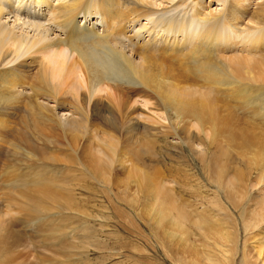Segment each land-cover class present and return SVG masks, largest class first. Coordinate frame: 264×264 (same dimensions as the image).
I'll return each mask as SVG.
<instances>
[{
	"label": "bare ground",
	"instance_id": "obj_1",
	"mask_svg": "<svg viewBox=\"0 0 264 264\" xmlns=\"http://www.w3.org/2000/svg\"><path fill=\"white\" fill-rule=\"evenodd\" d=\"M18 132L27 133L31 143V137L44 143V150H24L10 143V135ZM161 145L201 159L209 156V172L214 175L210 180L219 194L258 192L262 196L259 201L264 202V0H211L207 4L204 0H0V158L1 151L8 147L17 154L23 150L26 162L75 171L80 179L103 184L108 189L105 198L111 195L110 188L116 182L123 192L132 185L131 198L138 201L143 196L145 202L150 201L154 220L165 223L167 219V227L176 228L182 240L183 228L191 221L198 230L204 229L209 238L203 237L212 243L222 245L223 240L224 245L236 246L231 232L216 228L224 222L194 217L187 208L192 216L189 220L186 209L181 208L184 205L179 206L170 196L171 180L165 178L170 188L163 182L154 183L153 175L163 162L157 163L159 167L153 172L146 161L156 164L152 159H156L157 150L162 151ZM134 150L147 152L145 156L155 154L151 159L139 157L142 164H138V156L132 160L128 153ZM229 156L236 158V166L242 162L249 169H258L259 181L254 180L257 184L248 182V171L240 172L241 167L232 172L236 166L227 164ZM230 169L233 175L229 177ZM41 174L37 172L15 184L16 196L31 210L60 208L65 183ZM243 227L248 232L264 231V213L252 216ZM7 228L13 229L10 223L0 220V238L7 234ZM214 247L215 252H223L218 246L216 250V245L213 251ZM194 249L196 257L191 255L187 264H202L203 258L210 264L213 256L204 257L209 252L206 248L200 261ZM259 249L252 264H264V250ZM227 253L223 254L229 257ZM221 258L222 254L214 260Z\"/></svg>",
	"mask_w": 264,
	"mask_h": 264
},
{
	"label": "rangeland",
	"instance_id": "obj_2",
	"mask_svg": "<svg viewBox=\"0 0 264 264\" xmlns=\"http://www.w3.org/2000/svg\"><path fill=\"white\" fill-rule=\"evenodd\" d=\"M210 1L211 0H204L205 4L209 3ZM214 6L216 7V3H215V5L212 6V9H214ZM217 9H219V8H217ZM16 128L21 129L20 126H17ZM20 133L21 132H18L19 135L18 134L16 135L15 133H13V135L11 134L10 135V139H11L10 143H15V144L19 145L21 148H23L24 150L30 149L32 151H35L34 150L35 148L40 149L41 147H42L41 149L44 150V148L46 146L44 143L36 141V139L31 137V140L34 141L33 143H35V144H33L30 142V140H29L30 137L27 133H25V134L24 133L20 134ZM22 144H23V146H22ZM25 145H27V146H25ZM161 146H162V151L157 150L158 153L156 155H154L155 154L154 152L150 153V154L148 153L149 154V155L147 154L148 157H147V155L146 156L144 155L147 152L143 153L142 151L138 152V151L134 150V151L128 152V153H130V155H132L131 156L132 160H134L135 157L138 156L137 160L135 159V161L138 164H142L140 162L139 157H145L147 159H151V157H153V155L156 156V157H154L156 159H152L154 161H157L156 164L155 163L149 164V161L148 160L146 161L147 165L153 166L152 167L153 169L151 168L152 171L156 170L155 168H158L159 165L161 164V162H163L160 165V169H157L156 170L157 172L153 175L154 183L158 184L160 182H163L164 185L167 184L166 186H168L170 188L171 183H169V181L171 180L173 187H171L172 191L170 193V196L173 198L175 197L174 199L176 200V202L179 206L184 205L181 208L183 210L186 209L184 211H185V214H187V217L189 215L187 212L193 211V213L190 212V214L194 217L206 218L208 221H211L213 223L214 222L216 223V221L218 223L224 222L223 225H220L222 227L217 226L216 228L217 229L221 228L220 230L231 232L230 234L232 236H234L233 240H234V244H236V246L230 245V244L228 245L227 243H225V245H224L223 240H222L223 246L220 244L221 240L215 241L217 243L220 242V243H218L220 245H217L216 243H212L213 242L212 240L210 241L209 239H207V237L209 238V235H204V232H205L204 229L202 228L203 230H201V228H200V230H198L199 227L196 225L193 226V223L191 221H190V223L188 221L186 222V224H188V225L185 224V228H187V230H185V228H183V231H182L183 233L181 234V235H183V240H182V238H180L178 236L180 233L178 232V230H176V228H171V227H169L170 225L167 227V225L169 224V221L167 219L166 220L164 219L165 223H163L164 221L157 223L154 220L155 217L153 215V212H151L150 201L145 202L146 199L143 196H141L140 198H137V200L139 199L138 201H136V199L134 200L133 199L134 197L131 198V196L133 194V189L131 187L132 185H129L130 188L128 187L129 189L127 192H123L121 189H119V187L117 188L118 184L116 182V184H113L116 187L114 186L113 188H110V189H112V192H109V194H111V195L107 196L108 198H105V196L107 195L108 189L106 187L103 188V186H101L103 184L95 182L94 180L89 179V178L84 179V180L80 179V177L77 176L75 171L69 172V170H67V172H66V170H61V169L53 168L50 166H44L41 162H39V163H36L35 161L31 162V163H29V161L26 162L28 159L23 158V157H25V153L23 150L19 152L20 154L19 153L17 154V153L12 152L13 150H11V147H8L9 149L6 148V150L3 149L1 151L3 155L1 154L2 158H0V159H2V160H0L1 161L0 179L2 178V180H0L2 182H0V183L1 184L3 183L2 185L0 184V220H4L5 223L6 222L10 223V226H12L13 229L7 228L5 231L7 234L5 232H3V234L4 235L6 234V235L3 236L2 238H0V243H1L0 244V253L3 255V256L1 255V259H3V261L5 260L4 262L1 260L2 264H176V263L178 264V260H179V264H187L189 258L192 256L194 257L193 250L195 251V249H194L195 247H196V249H197L196 251L198 253L194 252V254L197 256L199 255V258H197L198 261H200L199 259L203 258V256H200V255H203L206 253V251L207 252L209 251L207 253V255H204V257H206V256L209 257L208 256L209 254L211 257L213 256L212 258L209 257L212 260V261H210V264H215V263L221 264L220 262L223 258L227 262H229V263L231 262L230 264H235V263L236 264H252L253 263L252 261L255 260L257 254L259 253V252L257 253L258 248L260 247V249H259L260 251H261V249L264 250V231L258 230V232H257L256 229H251L252 231L249 229L250 232H248L247 228H244L243 226H244V224L247 223V221H249V218H251L252 216L260 215V214L264 213V202L262 203V201H259V199L262 198V196L258 192L256 194L252 193L250 195L246 194L245 192H243V193L238 192V193H235V196L233 194L232 195L229 194V196L219 194V192L215 190L216 187H214V184L210 180V179H214V175L212 176L210 174V172H211L210 171V164L208 165V161H209L208 157L209 156L206 157L205 159L202 158L204 160V161H202V159L197 155H191L190 153L185 152V151H181L179 149H173V148L165 147L163 145H161ZM21 152H23V153H21ZM133 154H135V155L133 156ZM142 154H143V156H141ZM151 154H152V156H151ZM6 156L7 157L9 156V157L7 158ZM185 156H186V158H184ZM167 157H169V158H167ZM207 158H208V160H206ZM196 159L197 160L201 159V161H197ZM229 159H230L229 163L227 162V164H232L231 166L234 165V167H235L237 164V162H235V161H237L236 158L235 157L233 158V156H229ZM3 160H5V162ZM205 160L207 161L206 165L208 166L209 169L207 168L206 165H204V162L206 163ZM2 161H3V163H2ZM13 161H14V163H12ZM230 161H232V162H230ZM15 162H16V164H15ZM199 162H203V163H199ZM11 163H12V165H11ZM157 163L159 165H157ZM164 163H165V166L163 167ZM234 163H236V164H234ZM241 163L242 162H240V165L236 166L235 168L232 167V168H234V169H232V172L233 171H234V173L237 172L238 171L237 167H241V168H239L240 172H243L245 174L248 171L246 173V177H247L248 182H250V183L253 182L252 184H257V183H255L254 180L259 178V176L257 175L258 173H260L259 170L258 169H251V168L249 169L245 164L243 166V163L242 164ZM35 164H36V166H35ZM10 165H11V167H9ZM154 165H156V166H154ZM38 167H40V168H38ZM204 168L207 169L208 171L205 170ZM36 169H37V172H39L40 174L42 173L41 175H43L45 178H52L54 181H59L61 183H65V187L62 189L65 192H63L61 190V194L63 192V194H62L63 198H61L62 202H60V208H58V207L52 208L51 210H49L50 212L49 211L48 212H43V211L40 212L39 210H36V211L31 210L30 206L26 205L27 202H25V200L20 199V198L18 199V197L16 196V194L14 192V187L16 186L15 184H17V185L21 184L24 181V179L29 180L31 177H33V175L35 173H37ZM241 169H244V170L241 171ZM52 170H53V172H52ZM158 170L163 171L164 173L163 172H161V173H163V175L165 177L160 172H159L160 175H158ZM10 171H11V173H10ZM117 171H118V176L121 179L122 176H120V171L119 170H117ZM12 172H13V174H12ZM51 172H52V174H51ZM153 172H155V171H153ZM228 172H230L229 177H230V174L233 175L231 172V169ZM8 173L12 174V175H10V174L9 175L11 176V178L13 180L10 181L11 178L8 175ZM205 173H206V175H205ZM7 175H8V177H7ZM22 176H23V179H22ZM70 176H71V178H70ZM206 176H207V178H206ZM225 176H226V174H225ZM75 177H77V178L73 179ZM78 178L81 180V185L78 184L80 182V180L78 182ZM165 178L167 180L169 179V181H166ZM205 178L208 180L207 181L208 183L206 182ZM8 179H9V181H8ZM224 179H225V181H227L228 176H226ZM75 180H77V182H75ZM165 181L168 183H165ZM257 181H259V179L256 180V182ZM163 183H160V184H163ZM209 183H210V185H209ZM98 184H100V185H98ZM4 186L6 187L5 188L6 190L3 189ZM9 187H10V189H9ZM65 188L67 190H65ZM104 189H105V195H103ZM3 191H4V194H2ZM5 192H7V194L9 192V194L7 195V194H5ZM66 192H68V194H66ZM69 192H71V194H69ZM94 192H95V194H94ZM101 192H102V194H101ZM173 192H174V194H173ZM210 192H211V195H210ZM213 192H214V195H216V192H217V195L215 196L217 201L213 195ZM10 194H11V196H10ZM175 194H177V196ZM258 194H259V196H258L259 198L257 197ZM64 195H66V197H64ZM236 195H238L239 197H236ZM112 196H113V198H112ZM117 196H118V198H117ZM252 196H253V198H252ZM121 197H124V198H121ZM212 197H214V198H212ZM220 197L222 200L220 199ZM242 197H244L245 199ZM115 198L117 200L118 199L119 200L117 201ZM129 199H131V200H129ZM229 199H231V200H229ZM252 199H255V200H252ZM211 200L212 201L214 200L215 204L213 203L214 201L211 203ZM240 200H242V201H240ZM131 201H133L132 204L133 203L135 204L136 202H138V203H136V205L133 204L134 206H132V204L130 205ZM229 201L230 202L232 201L231 202L232 205L228 206L227 203L230 204ZM257 201H258V203H257ZM12 202L15 204L13 205ZM178 202H181V203H178ZM16 203H18V204H16ZM221 203H223L224 206ZM260 203L262 204V206H260L261 205ZM144 204H147V206L145 205V207H144ZM180 204H182V205H180ZM210 204H213V205H210ZM248 204H250V205H248ZM131 206H132V208H131ZM136 206L138 209L136 208ZM134 207H135V209L133 210ZM146 207H147V209H146ZM187 208H189V211ZM216 208L217 209L222 208V209L217 210ZM223 208H224V211H223ZM206 209L207 210L210 209V211L209 210L207 211ZM225 209H227V210H225ZM237 209L239 210V212L237 211ZM260 209H262L263 212H259ZM256 211H258V214H256ZM252 212H253V215H252ZM34 213H37V214H34ZM194 213H196V214H194ZM206 213L208 216L206 215ZM7 214H9L10 216H8ZM146 214H147V216H146ZM83 215H84V218L85 217L88 218L90 216L92 218V220H90L91 219L90 217H89L90 219L89 218L88 219L81 218V217H83ZM87 215H88V217H87ZM191 215H189L190 216L189 220H191L190 219L192 217ZM149 216H152V219H150L151 217H149ZM203 216H205V217H203ZM209 216L211 217V220H209L210 219ZM97 217H99L100 220L97 219ZM147 217H149V218H147ZM218 220H220V221L222 220V221L219 222ZM84 221H87V222L84 223ZM227 221L229 224L227 223ZM155 224H157V225H155ZM235 224H236V226H235ZM86 225L88 227H85ZM187 226L189 228L192 226L193 229L191 227L192 230L191 229L189 230ZM163 227H164V229H163ZM166 228H169L167 230L171 231V233L169 232L171 235L167 232ZM194 229H196V232H198L199 235L195 232ZM164 230L167 234L164 233ZM172 230L175 232H173ZM243 230L247 231V232H243ZM16 231H18V232H16ZM187 233H189V234H187ZM246 233L248 235H244ZM250 233H252V234H250ZM261 233H263V234H261ZM184 234H187L186 236L188 237L189 241H187L188 240L187 237L184 238V236H185ZM239 234L242 236H240ZM254 234L257 236L253 237ZM164 235H166V236H164ZM260 235L262 237H260ZM168 236H169V238H170V236L175 237V239H177V241L174 242L173 237H172L173 238L172 240H171V238L169 240V238H167ZM203 236H207V237H203ZM201 237L206 238L207 239L206 242ZM4 240H6V241H4ZM184 240H186L187 242H185ZM183 241L186 244L185 243L183 244ZM207 241H209V242H207ZM171 242H173L174 244H172ZM176 243L178 244V246H175ZM180 243H182V245H185V246L188 245V246L186 247V249H181L182 247L185 248V246H182ZM205 243H209V245L208 244L205 245ZM243 243L245 244V246L247 248L244 247ZM3 244L5 245V247ZM211 244H212V246L216 245V250L219 247L218 249L221 248V250L223 252H219V250L215 252V247H214V251H213ZM8 245H10L9 248H8ZM179 245H181V246H179ZM203 246H206V247L203 248ZM209 246H211V247L208 248ZM175 247H177V248L179 247L180 250L177 248L175 249ZM222 247H224V248L227 247L226 248L227 250L226 249L225 250L230 253V254L227 253V254H229V257H227L228 255L227 256L224 255L226 251ZM228 247H230V248H228ZM236 247H237V249H236ZM250 247H251V249H250ZM205 248L206 249L208 248V249L206 250ZM210 249L215 254L211 253ZM2 250L3 251L7 250V251L3 252ZM230 250L231 251L233 250V251L231 252ZM243 250H245V251H243ZM251 250L253 252L252 254H251ZM254 250H255V254H254ZM1 251L3 253H6V255H4ZM176 251H178V252L176 253ZM242 252H244V253H242ZM7 254H9V255H7ZM221 254H222L221 260L218 259L220 262H218L217 259L214 260V257L220 258ZM110 255L112 256V258ZM249 255H251L250 259H249ZM252 255H254V256L252 257ZM7 256H9V257L7 258ZM176 256H177V260H176ZM225 256L227 258H229L230 261ZM186 258H187V260H186ZM205 259H207V258H205ZM205 259L203 258L202 264H203V261H205ZM185 260H186V262H184ZM224 260H222V262H223L222 264H225L226 261L224 262ZM245 260H247L246 263H245ZM247 262H249V263H247ZM190 263L193 264L192 262H190ZM204 264H208L207 260L204 262Z\"/></svg>",
	"mask_w": 264,
	"mask_h": 264
}]
</instances>
